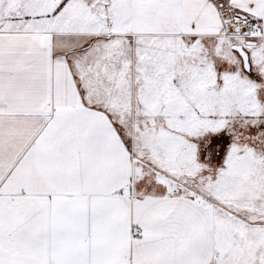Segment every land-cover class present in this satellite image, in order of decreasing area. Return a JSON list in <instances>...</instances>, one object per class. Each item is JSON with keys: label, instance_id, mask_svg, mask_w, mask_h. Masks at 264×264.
I'll list each match as a JSON object with an SVG mask.
<instances>
[{"label": "snow or ice", "instance_id": "1", "mask_svg": "<svg viewBox=\"0 0 264 264\" xmlns=\"http://www.w3.org/2000/svg\"><path fill=\"white\" fill-rule=\"evenodd\" d=\"M0 264H264V0H0Z\"/></svg>", "mask_w": 264, "mask_h": 264}]
</instances>
